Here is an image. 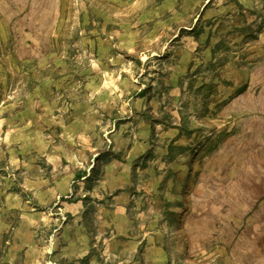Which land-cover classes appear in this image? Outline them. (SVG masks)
<instances>
[{"label": "rangeland", "instance_id": "obj_1", "mask_svg": "<svg viewBox=\"0 0 264 264\" xmlns=\"http://www.w3.org/2000/svg\"><path fill=\"white\" fill-rule=\"evenodd\" d=\"M263 143L264 0H0V264H264Z\"/></svg>", "mask_w": 264, "mask_h": 264}, {"label": "crops", "instance_id": "obj_2", "mask_svg": "<svg viewBox=\"0 0 264 264\" xmlns=\"http://www.w3.org/2000/svg\"><path fill=\"white\" fill-rule=\"evenodd\" d=\"M259 158L262 160H259L260 165L258 164V170H253L255 173H259L258 177L256 179V184L258 183V190L260 189L261 191H264V169L261 166H264V143L263 146L261 147L260 153H259ZM262 172V173H261ZM263 174V175H262Z\"/></svg>", "mask_w": 264, "mask_h": 264}, {"label": "trees", "instance_id": "obj_3", "mask_svg": "<svg viewBox=\"0 0 264 264\" xmlns=\"http://www.w3.org/2000/svg\"><path fill=\"white\" fill-rule=\"evenodd\" d=\"M77 177H79V176H77Z\"/></svg>", "mask_w": 264, "mask_h": 264}]
</instances>
